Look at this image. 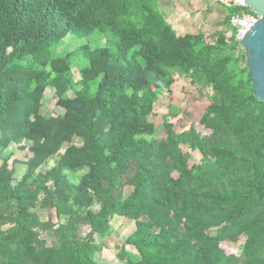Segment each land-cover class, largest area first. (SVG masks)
<instances>
[{"label":"trees","instance_id":"1","mask_svg":"<svg viewBox=\"0 0 264 264\" xmlns=\"http://www.w3.org/2000/svg\"><path fill=\"white\" fill-rule=\"evenodd\" d=\"M243 13L228 8L213 34L178 36L157 0H0V264H98L95 238L115 217L134 222L117 254L125 264H264V104L240 43L227 38ZM70 39L86 42V90L73 98L76 60L58 54ZM175 76L210 91L199 121L207 136L164 122L155 138L150 116ZM48 87L60 117L38 115ZM23 141L34 156L14 183L3 150ZM182 147L199 161L189 166ZM37 204L43 221L29 211ZM240 238L239 257L220 248Z\"/></svg>","mask_w":264,"mask_h":264},{"label":"rangeland","instance_id":"2","mask_svg":"<svg viewBox=\"0 0 264 264\" xmlns=\"http://www.w3.org/2000/svg\"><path fill=\"white\" fill-rule=\"evenodd\" d=\"M167 4L170 9H173V13L183 18L186 17L185 22L174 25V30L178 36L185 34H196L198 32L205 34H213L221 29L222 20L227 14V9L221 13L211 14V11L205 10V3L203 0H168ZM229 35V34H228ZM85 42V39L81 40H67L58 48V54L65 56L69 54L71 61L76 60V64L72 66V78L77 83L76 91H70L67 93L68 98H73L80 93H83L85 88L80 85V74L78 67L80 62V55L78 53L79 46ZM100 43V42H99ZM94 47L92 44H90ZM158 99L154 105V110L150 116V121L155 126V138L157 140H163L165 132L162 128V124L167 122L172 124L173 130L176 133H181L189 128H192L197 133L207 136L210 132L200 125L199 121L207 106L209 105L210 91L204 90L199 92L197 88L190 85L183 77L179 78L175 76V82L167 90H160ZM57 100L54 91L48 87L43 95L40 108L38 109V115L42 118H55L63 115V110L57 107ZM70 145H78V140L73 139L70 144H63L58 153L52 156L46 169L52 166L53 161L57 160L60 155L63 154L65 149ZM22 148L17 145L10 144L3 150V158L9 164V167L13 169L14 183H17L23 177L26 167L23 164L26 159L33 157L34 153H29L28 148L32 147L30 141H23L21 143ZM185 153L190 154L191 160L189 166L196 164L200 159V154L192 153L187 147H182ZM71 182H78L79 175L73 176L67 173ZM132 188L129 186L124 187L122 191V199L128 197ZM91 209L96 212L99 209V203L94 202ZM40 221L45 219V210L37 204L34 208L29 209ZM64 218H62V221ZM134 222L131 220L115 217L110 222V233L105 237H96L95 244L101 246V250L94 256V260L98 264H125V261H120L117 257L121 247L124 244L125 239L134 231ZM88 232L87 227L80 226L79 234L84 236ZM210 236L216 235V230L208 231ZM51 240V239H50ZM49 240V241H50ZM52 241V240H51ZM244 239L240 238L237 243L224 242L220 244V248L224 249L231 255L239 257L241 254V248ZM126 259L135 260L138 258L136 251L126 246L124 248Z\"/></svg>","mask_w":264,"mask_h":264},{"label":"water","instance_id":"3","mask_svg":"<svg viewBox=\"0 0 264 264\" xmlns=\"http://www.w3.org/2000/svg\"><path fill=\"white\" fill-rule=\"evenodd\" d=\"M248 9L258 19L240 41L245 66L254 88L253 97L264 104V0H245Z\"/></svg>","mask_w":264,"mask_h":264},{"label":"built area","instance_id":"4","mask_svg":"<svg viewBox=\"0 0 264 264\" xmlns=\"http://www.w3.org/2000/svg\"><path fill=\"white\" fill-rule=\"evenodd\" d=\"M212 2L224 8H237L246 11L242 15H232L229 19L232 33L227 35V38L233 37L236 42L240 43L244 35L256 23L258 17L253 13H248L251 11L248 9L245 0H212Z\"/></svg>","mask_w":264,"mask_h":264},{"label":"crops","instance_id":"5","mask_svg":"<svg viewBox=\"0 0 264 264\" xmlns=\"http://www.w3.org/2000/svg\"><path fill=\"white\" fill-rule=\"evenodd\" d=\"M205 3V10L211 11V14H214L213 16H215L216 13H221L224 10V7L218 6L215 3L212 2V0H203ZM168 0H157V4L159 6V10L164 14L167 22L172 25H179L180 22L183 23V21L185 22L186 17L183 18L180 16V18L177 17L176 14L173 13V9H170V6L167 4ZM217 16V15H216ZM215 16V17H216ZM174 28V27H173Z\"/></svg>","mask_w":264,"mask_h":264}]
</instances>
